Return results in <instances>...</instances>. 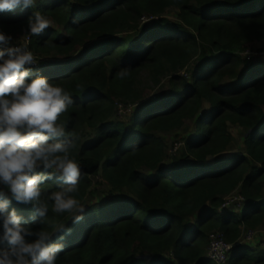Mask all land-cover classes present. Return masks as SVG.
<instances>
[{"label":"trees","instance_id":"trees-1","mask_svg":"<svg viewBox=\"0 0 264 264\" xmlns=\"http://www.w3.org/2000/svg\"><path fill=\"white\" fill-rule=\"evenodd\" d=\"M172 7L179 22L164 17ZM35 10L65 34L48 28L28 34L26 20ZM0 30L27 34L39 56L63 59L40 63L39 70L74 98L62 114L66 130L79 136L71 155L81 177L69 195L85 204L101 173L110 195L134 197H112L73 222L72 213H55L47 199L65 183L46 180L43 224L32 204L13 200L9 210L22 223L64 243L57 264H213L207 248L214 232L234 245L228 264H264V248L238 244L243 232L264 224V63L241 55L247 44L264 40V0H39L35 8L0 13ZM122 68L128 75L119 78ZM185 69L188 76L180 74ZM144 72L157 86L170 79V91L145 103ZM119 105L133 108L129 122L118 119ZM189 120L194 135L168 162L158 134ZM230 125L246 130V152L223 159L233 141ZM238 189L240 214L225 206ZM59 225L65 231L55 232Z\"/></svg>","mask_w":264,"mask_h":264},{"label":"clouds","instance_id":"clouds-1","mask_svg":"<svg viewBox=\"0 0 264 264\" xmlns=\"http://www.w3.org/2000/svg\"><path fill=\"white\" fill-rule=\"evenodd\" d=\"M37 3L0 0V13L35 8ZM51 23L44 12L35 10L27 17L26 31L38 37ZM12 40L11 34L0 30V45H5L0 47V243L8 245L0 247V264H57L64 243L53 242V232L22 223L24 217L9 208L13 200L32 204L43 224L48 205L40 199L41 185L55 179L66 187L48 195L52 211L72 213L73 222L83 218L85 205L69 195L77 190L81 177L80 163L71 155L79 136L66 130L67 121L62 116L74 98L39 70L41 57L27 41L13 44ZM127 75V68L117 72L119 78ZM65 228L59 225L54 231ZM144 259L150 257L145 254Z\"/></svg>","mask_w":264,"mask_h":264},{"label":"rangeland","instance_id":"rangeland-1","mask_svg":"<svg viewBox=\"0 0 264 264\" xmlns=\"http://www.w3.org/2000/svg\"><path fill=\"white\" fill-rule=\"evenodd\" d=\"M179 14H180L179 9L172 7L166 10L164 17L176 23L180 21ZM149 19L150 18L148 17H144L143 22L146 23L148 22ZM48 29H56L57 31H59L60 34H63V35L65 34L63 27L59 26L53 21L51 25L48 27ZM12 37H13V40H12L13 44L24 43L26 41L28 42L27 34H23V35L17 34ZM241 55L247 61H250L253 64H256L259 62L264 63V40L254 41L250 44H247L245 46V50L241 53ZM62 60L63 59H61L59 56H57L56 54H53L50 57L42 56L40 63L41 64L48 63L49 66H51L52 64H55V63H59V62L61 63ZM180 74L184 76H188V70L185 69ZM139 88L144 94V97L146 99L145 103H147L151 100H155L158 97L165 95L166 93L170 91V79L168 78L163 79V81L157 86L152 82L151 78L148 75V72H144L140 76ZM131 109L133 108H129V107L127 108L123 105H119L118 119L123 120L124 122H129L131 119L130 116L132 113ZM194 124H195V121L189 120L185 123V125L181 129L177 131L158 134L165 141L166 151L170 157L168 159L169 160L168 162H171V159L173 157H178V155L181 154L180 152H181V149L184 147L185 138H188L191 135H194V131H195ZM229 133L232 136L233 141L229 148V151L220 156V158H223V159L225 158L228 159L229 157L233 155H244L246 152V147H245V137L247 135L246 130L238 125H230ZM86 135L87 137H91V134L88 132L86 133ZM147 174L149 173L147 172ZM92 189H93V192L87 196V199L85 201L84 212L87 211L91 206L101 204V203L104 204V202L110 200L112 197L134 199L133 196L127 195L126 193H122V192H119V193L114 192L113 195H110L111 188L107 184V182L101 178V173L98 176L93 177ZM225 204L227 208L234 207L235 211L238 212V209L244 204V199L241 195L240 190L239 189L236 190L230 196L225 198ZM238 213L240 214V211ZM240 242L241 244L246 245V246L253 245L254 247L261 246L262 248H264V224L260 226L259 228H257L256 230H247L243 232ZM207 252H208V248H207ZM209 262L211 261L209 260Z\"/></svg>","mask_w":264,"mask_h":264},{"label":"built area","instance_id":"built-area-1","mask_svg":"<svg viewBox=\"0 0 264 264\" xmlns=\"http://www.w3.org/2000/svg\"><path fill=\"white\" fill-rule=\"evenodd\" d=\"M238 244H241V242L239 241ZM233 250L234 245L225 239L223 233L214 232L211 234L209 238L207 257L213 264H228Z\"/></svg>","mask_w":264,"mask_h":264}]
</instances>
